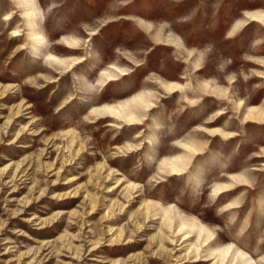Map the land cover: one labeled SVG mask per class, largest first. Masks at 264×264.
Wrapping results in <instances>:
<instances>
[{"label":"rangeland","instance_id":"1","mask_svg":"<svg viewBox=\"0 0 264 264\" xmlns=\"http://www.w3.org/2000/svg\"><path fill=\"white\" fill-rule=\"evenodd\" d=\"M0 264H264V0H0Z\"/></svg>","mask_w":264,"mask_h":264},{"label":"bare ground","instance_id":"2","mask_svg":"<svg viewBox=\"0 0 264 264\" xmlns=\"http://www.w3.org/2000/svg\"><path fill=\"white\" fill-rule=\"evenodd\" d=\"M106 111H111V112H113V113H116V111L113 110V109H106ZM134 117H135V116H134ZM134 117H132V119H134Z\"/></svg>","mask_w":264,"mask_h":264},{"label":"snow or ice","instance_id":"3","mask_svg":"<svg viewBox=\"0 0 264 264\" xmlns=\"http://www.w3.org/2000/svg\"><path fill=\"white\" fill-rule=\"evenodd\" d=\"M5 19H7V17Z\"/></svg>","mask_w":264,"mask_h":264}]
</instances>
